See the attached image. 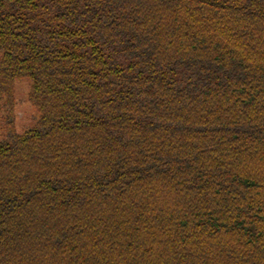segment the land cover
<instances>
[{
	"label": "trees",
	"instance_id": "1",
	"mask_svg": "<svg viewBox=\"0 0 264 264\" xmlns=\"http://www.w3.org/2000/svg\"><path fill=\"white\" fill-rule=\"evenodd\" d=\"M0 264H264V0H0Z\"/></svg>",
	"mask_w": 264,
	"mask_h": 264
},
{
	"label": "rangeland",
	"instance_id": "2",
	"mask_svg": "<svg viewBox=\"0 0 264 264\" xmlns=\"http://www.w3.org/2000/svg\"><path fill=\"white\" fill-rule=\"evenodd\" d=\"M16 113H17V125L18 130L22 125H25L29 120V116L32 114V109H29V106L26 105V94L29 88L28 80L18 82L16 84Z\"/></svg>",
	"mask_w": 264,
	"mask_h": 264
}]
</instances>
